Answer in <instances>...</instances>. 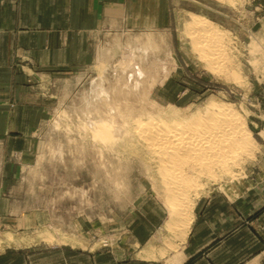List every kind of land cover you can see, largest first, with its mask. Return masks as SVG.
Here are the masks:
<instances>
[{
  "label": "rangeland",
  "instance_id": "obj_1",
  "mask_svg": "<svg viewBox=\"0 0 264 264\" xmlns=\"http://www.w3.org/2000/svg\"><path fill=\"white\" fill-rule=\"evenodd\" d=\"M120 5L117 27L89 41L87 60L78 52L68 68L16 67L6 77L8 107L15 109L5 122L20 134L0 150V264H175L200 214L217 241L244 237L237 230L248 229L258 240L256 264H264V0ZM191 17L218 34L220 54L209 45L215 55L208 50V63L189 34ZM136 79L145 93H129ZM100 89L109 100L98 97ZM117 89L129 94L124 101ZM212 101L240 117L252 152L214 170L229 178L200 180L181 242L159 177L129 151L94 139L89 122L105 116L112 102L121 112L126 102L137 111L177 114ZM40 248L50 252L46 261L35 258ZM214 255L224 264L227 255Z\"/></svg>",
  "mask_w": 264,
  "mask_h": 264
},
{
  "label": "bare ground",
  "instance_id": "obj_2",
  "mask_svg": "<svg viewBox=\"0 0 264 264\" xmlns=\"http://www.w3.org/2000/svg\"><path fill=\"white\" fill-rule=\"evenodd\" d=\"M192 18L188 23L189 34L198 40V45L195 48L201 60L204 59L208 63L209 45L211 48L214 46L219 53V49L215 45L218 34L207 23L196 19L192 20ZM209 51L212 53V50ZM212 55L215 54L212 53ZM214 59L217 61L218 58ZM140 69L134 71V74L143 76V68ZM134 83L133 86L131 84L129 93L137 90L140 81L136 79ZM145 85L139 87L141 91L139 89L137 91L145 93ZM117 91L125 94L119 100L123 99L124 101V98L129 95L123 93L124 91L122 92L121 89H117ZM97 95L99 98L103 96L104 101L110 99L105 89H100ZM124 103L125 111L121 112V109H117L112 102L110 105L108 104L110 111L105 112V116L97 118L98 120L93 122L90 121L88 128L91 136L110 149L116 146L134 154L156 174L155 176L159 177V184L170 209V219H168L172 222V231L178 233L182 242L185 240L193 220L190 215V194L197 193L201 187L200 180L202 178L208 182H215L220 176L229 178L227 171L221 173L220 170L219 176L218 172L214 174V170L218 168L223 171L228 162L235 163L234 161L239 160V157H248L251 154L252 137L250 132L245 129L240 117L229 105L213 101L201 108H196L194 112L188 110L177 114H165L160 110H154V107V109L151 107L154 111L147 112V114L144 107L138 108L137 111L129 108L128 103ZM169 231L171 233V229ZM174 240L176 239L174 238ZM168 243L170 244L169 241Z\"/></svg>",
  "mask_w": 264,
  "mask_h": 264
},
{
  "label": "crops",
  "instance_id": "obj_3",
  "mask_svg": "<svg viewBox=\"0 0 264 264\" xmlns=\"http://www.w3.org/2000/svg\"><path fill=\"white\" fill-rule=\"evenodd\" d=\"M121 0H0V150L19 129L5 122L11 114L6 95V77L13 69L68 68L77 55L88 59L89 41L101 29H114L121 20ZM72 62V63H71ZM6 132L9 134L6 135ZM7 139V140H6ZM239 235L219 238L208 232L207 216L195 219L186 245L175 264H218L214 253L225 256L224 264H256L259 261L258 240L248 229ZM237 244V247H231ZM45 249H35V258L44 261L50 255ZM30 261L33 253H30ZM32 264V263H30ZM40 264V263H39ZM45 264V263H44Z\"/></svg>",
  "mask_w": 264,
  "mask_h": 264
}]
</instances>
